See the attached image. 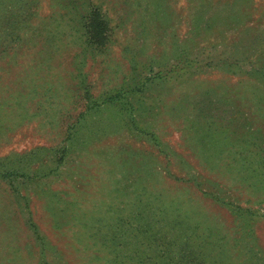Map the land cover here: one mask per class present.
<instances>
[{
    "label": "rangeland",
    "instance_id": "rangeland-1",
    "mask_svg": "<svg viewBox=\"0 0 264 264\" xmlns=\"http://www.w3.org/2000/svg\"><path fill=\"white\" fill-rule=\"evenodd\" d=\"M4 174L0 264H264V0H0Z\"/></svg>",
    "mask_w": 264,
    "mask_h": 264
},
{
    "label": "trees",
    "instance_id": "trees-1",
    "mask_svg": "<svg viewBox=\"0 0 264 264\" xmlns=\"http://www.w3.org/2000/svg\"><path fill=\"white\" fill-rule=\"evenodd\" d=\"M93 9V8H92ZM91 9V10H92ZM11 176V174H4V175H0V177H10Z\"/></svg>",
    "mask_w": 264,
    "mask_h": 264
}]
</instances>
